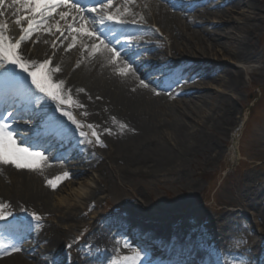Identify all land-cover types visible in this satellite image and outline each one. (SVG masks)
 Masks as SVG:
<instances>
[{"label": "bare ground", "instance_id": "obj_1", "mask_svg": "<svg viewBox=\"0 0 264 264\" xmlns=\"http://www.w3.org/2000/svg\"><path fill=\"white\" fill-rule=\"evenodd\" d=\"M160 1L128 0L126 3L133 5V10L129 12L126 10L124 12L112 11V14L118 13L123 18L127 17L132 22L144 25V27L127 29L123 26H114V28L110 27L111 33L104 34L109 40H112L113 45L122 54L115 65L110 63L102 53L91 55L81 46L84 43H90V41L79 34L77 35L82 36L80 43L79 39L76 40V45L71 50L68 49V44L71 42L73 34L69 32L62 35L53 48L51 44L53 28L50 27L52 25L49 26L44 22L43 29L35 42V51L29 55L31 61L39 63L43 61L42 58L48 52L53 50L56 52L57 60L49 65L52 69L50 73L52 79L56 82L64 81V94L70 95L73 100L71 107L77 110L87 125L95 126V129L100 133L103 145H105L104 151L109 153L107 157L112 162L113 160L121 162L124 165L121 167L132 174H145L148 169L158 168L179 157L192 154L215 152L220 155L222 153L220 135L229 133L230 130L227 126L234 123L237 107L225 96H220L214 106L208 102L209 99H213V96L207 97L209 93L204 89L217 78L223 81L225 87L230 90H238L243 85L242 71L238 68L234 71L228 68L225 60L217 51L220 44L218 39L225 37L226 44L229 43V49L225 51L236 65L255 58L250 32L258 25L255 20L261 9V4L257 0H227L230 2V6L232 4L252 10V16H243V20L247 22L242 25L236 23L234 19H227L221 24L206 23L205 21L198 23L192 17L194 12L204 14L205 9L218 7L220 5L218 0H204L202 2L205 5L204 10L203 7L195 8L196 4L193 2L178 5L175 0H169L167 5H163ZM188 1L191 0H185L186 3ZM139 4L142 7L141 12L136 10ZM6 9H8V14L14 12L16 14L13 8H8V5ZM182 18H185V22H182ZM42 19L37 15L38 21L42 22ZM220 19L223 18L220 17ZM150 21L157 24L167 39L171 41L172 55L185 57L181 64L172 60L164 48L157 46L161 42L156 38V33L146 25ZM197 25L199 27H196ZM217 26L223 30L219 34L211 31V28ZM226 29L235 30V33L233 35L223 33ZM114 36L119 37V42L113 38ZM26 39L20 44L19 49L25 54H27L25 48L28 43V39ZM45 41L49 42L48 45ZM175 42L178 45L181 44L182 48H178ZM222 48L224 49L223 46ZM70 59L73 60L74 65L72 66L73 70L69 72L65 65ZM128 61L133 64L136 73L130 69ZM166 65L174 66V70L171 73L164 71ZM7 68L9 71L12 69L10 64L7 65ZM119 68H124L126 74H118L117 69ZM152 71H159V76L156 79L148 78ZM219 73L222 75L220 76ZM162 75L165 77L162 78ZM182 78L185 85L175 88L174 91H177L178 96H189L193 104L196 99L202 105L209 104L211 106L213 112L207 117V121L211 125L212 133L206 132L202 129L203 127L194 129L195 127H190L183 121L186 112L179 104L176 112L182 117V121L163 123L157 118L152 105L153 97L161 98L155 90L169 91ZM140 79H143L148 87L141 86ZM20 84L22 90L28 89L25 84ZM81 89L83 91H80ZM36 95L38 94L36 93ZM179 101L181 99H177L176 103ZM1 107L0 111L5 105ZM160 108L162 110V106ZM45 109V113L40 115H29L22 112L17 115L30 118L37 130L41 125L38 118H42L41 120H45L43 126L47 132L38 134L34 140L15 138L17 144L24 148L44 154L46 159L40 162L41 166L36 170H31L28 168L17 169L10 164H0V204L5 205L2 211L8 217L7 222L0 220V228L4 230L0 232V237L3 238L5 244H14L18 248L17 242L20 238H29L34 244L33 252L30 256L24 252L22 254H0V264H53L55 261V264L57 262L69 264L67 258L70 255H66L65 251L60 248L59 239L56 240L42 233L41 225L50 214L47 205L51 190L45 188L42 182L40 184L34 175L37 174L39 180L43 179L47 184L48 180H56L57 177L63 176V173H58L59 170H63L66 166H75V169H71L66 178L57 181L55 189L58 192L61 189L60 182L69 183L75 176L86 173L88 168L97 169L100 172L104 170L101 165L104 158L98 152L97 143H87L81 138L80 131L76 126L56 112L55 106L45 103ZM121 123L127 127L122 129ZM106 129L110 130L111 134H108ZM167 131L174 134V145L168 142ZM54 137L58 138L59 145L51 142ZM49 187L53 189L48 185ZM98 192L99 188L97 187L87 195L89 211L94 204L93 198ZM237 205L246 206L244 203ZM37 208L43 210L44 213H40ZM249 208L257 209L259 216L264 221V195L257 193L249 204ZM35 209L38 210L37 215L41 217L39 222L33 220L30 215ZM221 211L224 210L218 209V214ZM226 215L229 217V214ZM64 216H66L65 219L71 221H78L81 218L75 208L66 211ZM91 218L93 219V231L82 246L71 248L73 258L70 264H91L89 260L92 257L98 261V264H113L114 261H119L120 256L130 255L132 251L127 247L122 249L121 242L118 241L116 224H121L125 228V232H131L134 228L148 232V236L155 235L162 243H170L175 240L177 245H175L174 251L176 253L186 252L190 264H244L245 261L256 258H254L255 253L249 251L246 256H241L240 250L225 244L224 239L228 235V227L220 217L211 223L209 219L204 220L203 239L198 236L187 239L186 236L181 235L182 233L155 222L153 218L148 222V219H143L139 215L125 212L116 218L109 219L102 217L97 212H92ZM13 224L14 228L9 227ZM156 237H153L152 240H143V243L147 247L155 244ZM39 244L42 247H39ZM147 247L146 252L149 251ZM7 251H12V249ZM35 255L42 257L37 258L38 256ZM31 256L36 257V260H29ZM106 259H109L107 263ZM147 260L150 261V264H155L150 256H147ZM141 264H145V261H141Z\"/></svg>", "mask_w": 264, "mask_h": 264}, {"label": "rangeland", "instance_id": "obj_2", "mask_svg": "<svg viewBox=\"0 0 264 264\" xmlns=\"http://www.w3.org/2000/svg\"><path fill=\"white\" fill-rule=\"evenodd\" d=\"M175 1L178 4H191L193 2L199 4L195 8L203 7V10L205 7V5H201L204 0H191L187 3H185V0ZM257 1L261 4V9L255 20L258 25L256 29H251L252 32H250L255 51L254 59L236 65L230 60V56L225 51L229 49V43L226 44L225 37L218 39L220 44L217 47V51L225 60L224 62L228 68L233 71L238 68L242 71L243 86L238 90H230L225 87L223 81L217 78L216 81L210 82L211 85H207L204 89L209 93L207 97L213 96V99H209L208 102L214 106L220 96H225L237 107L234 123L227 126L230 130L229 133L220 135L222 138L220 142L222 153L220 155L215 152L192 154L179 157L175 161L158 168L148 169L145 174H132L121 167L124 166L121 162L116 160L112 162L107 157L109 153L107 154L104 151V146L95 143V137L91 135L87 123L84 122L77 110L71 105L64 106L66 110L73 113L77 121L84 125L82 129L88 133L87 139L96 144L99 154L104 158L101 164L104 169L103 172L88 168L86 173L75 176L69 183H60L59 187L61 189L58 192L56 189L48 188L43 179L39 180L37 174L34 175L40 184L42 182L45 188L51 190L50 198L48 199L49 204L47 205L50 214L41 225L42 233L56 240L59 239L60 248L65 251L66 255H70L68 258L65 257L69 264L73 258L71 248L82 246L93 231L92 212H97L107 219L116 218L122 212L139 215L143 219H148V222L149 220L152 221L153 218L155 222L182 233L181 235L186 236L187 239L194 236L203 239L204 220L209 219L211 223L214 220L217 221V218L220 217L228 227V235L224 239L225 244L239 249L244 256L247 255L246 251L255 253L254 258H256L250 262H245V264H264V221L259 216L257 209L249 208V204L257 193L264 195V0ZM5 2L0 5V13H3V15H0V24L14 27L16 20H8L5 11L2 10L6 7ZM168 2L169 0L161 1L163 5H167ZM218 3L220 4L218 7H212L209 10L205 9L204 14L194 12L192 17L198 23L205 21L206 23L221 24L227 19H234L236 23L242 25L247 22L243 20L244 15H253L251 9L243 6H233L232 4L230 6V2L227 0H218ZM141 8L139 4L136 10L141 12ZM115 9L131 11L133 6L121 3V6L113 10ZM26 15L30 17V14L26 12H20L18 17L22 18ZM220 17L223 19H220ZM45 19L51 21L52 18L45 17ZM182 22H185V18H182ZM24 23L27 24L28 20L24 19L22 24ZM51 23H53V34L59 36L61 32L65 33L67 31V23L70 22L66 23L65 20L54 18ZM20 25L15 32V36H18L17 38L21 36L19 32ZM57 25H59L61 32L56 31ZM135 25L142 24L136 23ZM146 25L156 33V38L161 42L157 46L164 48L172 60L177 64H181L185 57H174L172 55V43L167 39L160 27L152 21ZM102 26L104 25L99 24V28L103 29ZM196 27L199 26L197 25ZM217 27L211 28V31L219 34L223 30ZM223 33L233 35L235 30L226 29ZM38 35L39 32L36 30L28 38L25 48L27 54L20 53L21 57L29 63L33 62L29 55L32 51H35L34 46ZM45 43L48 45L49 42L45 41ZM208 44L210 45V42ZM177 46L182 48L181 44H177ZM44 59H49L53 62L55 51L48 52ZM70 60L65 65L69 72L73 70L72 66L74 65L73 60ZM12 68V71L15 70L14 73L21 75L20 80L31 85L26 73L20 72L13 65ZM131 70L136 73L134 69L131 68ZM173 70L174 66L170 65H166L164 68V71L168 73ZM219 75L221 76L222 74L219 73ZM158 76L159 71H153L148 78L156 79ZM161 77L164 78L165 76L162 75ZM182 80L183 78L169 91L155 90L160 94L161 98L155 99L153 97L154 103L152 105L158 116L157 118L163 123L175 120L182 121V117L176 112L179 104L186 112L183 121L190 127H195L194 129L203 127L202 129L206 132L212 133L211 125L207 121V117L213 112L211 106L209 104L202 105L196 99H194L193 104L189 96H178L177 91H174V89L185 85ZM177 99H181V101L176 103ZM47 103L54 105L51 102ZM160 106H162V110ZM11 109L9 108L8 110ZM31 129V127L23 128V130ZM12 130L17 132L19 128H13ZM167 140L171 145H174V134L170 131H167ZM110 168L112 170H109ZM71 169H75V166L59 170L58 173H68ZM97 187L99 192L93 198L94 204L89 211L88 200H86L87 195ZM236 202H238L237 204L244 203L246 206L237 205L235 204ZM72 208L78 210V214L81 217L78 221L65 219V212ZM37 209L40 210V213H44L43 210ZM37 209L32 210V212L37 214ZM218 209H223L224 211L218 214ZM226 214H229V217ZM121 226L116 224L115 227L120 229L122 228ZM134 231L136 234H142L140 230L136 229ZM132 239L133 237L127 238L128 244L138 249L140 245L132 243ZM30 242L29 244H31ZM26 244L28 245V243ZM39 245L42 247L41 244ZM172 245H177L175 240L165 244L159 242L157 249L153 251L155 261L164 263L169 260L164 257L165 254H160L159 252L164 249L167 252L172 251L170 247V250H168V246ZM123 258L120 257L119 261H123ZM186 259V256L179 254L174 259L170 258L169 261H173L175 264H184ZM91 262L95 263V260ZM56 264H60V262Z\"/></svg>", "mask_w": 264, "mask_h": 264}, {"label": "snow or ice", "instance_id": "obj_3", "mask_svg": "<svg viewBox=\"0 0 264 264\" xmlns=\"http://www.w3.org/2000/svg\"><path fill=\"white\" fill-rule=\"evenodd\" d=\"M5 0H0V5H3ZM13 5H19V8L24 12L30 14L22 18L16 19V24H21L22 19L28 20L27 28L22 29V35L19 40L12 41L10 37L5 35V28L7 25L0 24V103L6 105L3 111L7 113V117H13L14 111L17 113H26L29 115H40L45 113V101L54 104L55 111L59 112L61 116L66 117L77 130L80 131V137L87 143L92 141L87 140L88 133L81 130L84 125L76 120L71 111L65 110V105H71L73 103L70 95H65L63 86L64 81L58 82L52 79L50 75L52 69L49 67L51 60L46 59L43 62L37 64L36 62L29 63L24 60L18 53L20 44L24 41L29 33L33 31L34 24L36 23L35 17L51 16L52 13L58 8L62 7L64 10L58 14L61 20H65L71 17L72 23H67V31L72 35L71 42L68 44V49L71 50L76 45L77 34L86 37L90 43H84L81 46L90 52L91 55L96 53H102L107 60L115 65L117 59L122 57L121 52L113 45L112 40L104 36V32L99 28L94 27L99 23L107 28L106 22L124 23L121 16L112 13H105V8H110L111 3L102 5L98 10L96 7L86 9L79 4L77 0H12ZM92 12L97 14L96 20L89 19L87 13ZM3 15V13H0ZM135 22V21H133ZM50 30V29H49ZM111 33V29H107ZM57 32H61L59 25L56 27ZM63 35V32H61ZM103 37V38H102ZM119 42V37H113ZM55 46V42H53ZM11 64L19 69L20 72L26 73L27 78L30 79L31 87L27 90H22L20 84V78L16 73L10 72L7 65ZM58 72L59 69L57 68ZM118 74L125 75L124 68L117 69ZM140 85L148 87L143 79H140ZM80 91H83L81 89ZM39 93L40 95H36ZM159 94V93H156ZM12 108L14 111H9ZM51 122V121H50ZM87 127L91 130V135L95 137V143L103 145V142L99 136L95 126L88 124ZM120 127L126 128L127 125L121 123ZM108 134H111L110 130L106 129ZM46 159L44 154L39 151H32L29 148L18 147L15 139V133L12 131V126L7 122V119L0 113V164L12 165L17 169L28 168L31 170L38 169L42 160ZM68 176V173H64L63 176L57 177L56 180H48L47 184L53 189L57 186V181L64 179ZM5 205L0 204V220L6 221L8 217L3 214L2 209ZM32 219L39 222L41 217L36 213L30 214ZM9 227L14 228L15 225ZM125 247H130L125 243ZM8 248L12 249V252H18L21 249L14 244H5L2 237H0V249L7 251ZM10 254V253H9ZM148 253L146 251L136 252L132 256H126L123 261H114L113 264H141V261H145V264H150L147 260Z\"/></svg>", "mask_w": 264, "mask_h": 264}]
</instances>
